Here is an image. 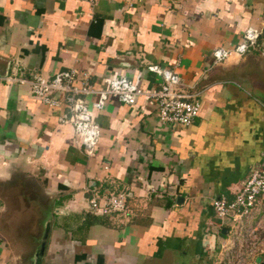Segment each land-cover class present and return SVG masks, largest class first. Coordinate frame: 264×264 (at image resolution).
Returning <instances> with one entry per match:
<instances>
[{
	"label": "crops",
	"instance_id": "crops-1",
	"mask_svg": "<svg viewBox=\"0 0 264 264\" xmlns=\"http://www.w3.org/2000/svg\"><path fill=\"white\" fill-rule=\"evenodd\" d=\"M260 32L238 56L244 33ZM229 51L217 61L213 52ZM158 65L195 92L199 115L189 125L160 121L157 103L109 97L97 110L83 96L99 130L87 154L70 123L67 94L51 108L16 79L76 69L105 88L119 76L159 87ZM264 0H0V264H31L34 249L15 228L32 234L49 220L40 264H220L229 229L211 215L213 198H232L264 148ZM119 192L123 213L95 214L88 200ZM182 198V202L178 198ZM199 218H196V217ZM264 219L257 205L247 228ZM216 227L222 236L203 232ZM227 228L226 234L221 233ZM204 229V231H202ZM189 245V247H187ZM212 253V255H211ZM205 257V258H204ZM211 260L209 261V259ZM214 258V259H213ZM263 254L243 264L261 263Z\"/></svg>",
	"mask_w": 264,
	"mask_h": 264
},
{
	"label": "built area",
	"instance_id": "built-area-1",
	"mask_svg": "<svg viewBox=\"0 0 264 264\" xmlns=\"http://www.w3.org/2000/svg\"><path fill=\"white\" fill-rule=\"evenodd\" d=\"M90 8L98 0H83ZM260 32L255 28L248 29L243 41L236 46L234 53L244 55L254 47ZM217 61L227 59L229 51L219 48L213 52ZM148 69L163 76L164 81L159 87L145 89L139 84V77L134 80L119 76L108 81L105 88L97 89L89 82L85 72L68 69L56 72L51 79L35 76L32 79H16L31 86L34 97L51 108H59L62 102L52 95L54 92L67 94V106L70 116H60L61 123H70L74 132L81 137L82 146L87 154H93L98 143L99 130L96 127L83 96L95 97L92 105L95 109L104 108L106 100L113 96L119 101L134 104L143 96L157 103V113L161 122L166 124L189 125L199 115L200 104L196 93L177 88L180 80L171 70H164L158 65H150ZM89 210L95 214L123 213L128 210L125 193L119 192L100 199L96 196L88 200ZM264 203V148L260 153L259 165L243 181L239 190L232 198L225 195L213 198L212 212L227 227L228 237L221 243L222 257L220 264H243L245 257L252 254L264 255V219L256 226L247 228L252 210ZM227 218L229 226L223 223ZM223 219V220H221ZM254 263V262H253Z\"/></svg>",
	"mask_w": 264,
	"mask_h": 264
},
{
	"label": "rangeland",
	"instance_id": "rangeland-1",
	"mask_svg": "<svg viewBox=\"0 0 264 264\" xmlns=\"http://www.w3.org/2000/svg\"><path fill=\"white\" fill-rule=\"evenodd\" d=\"M258 98L264 104V95L263 94H258ZM211 205H212V202H211ZM196 218H199V217L197 216ZM21 220H23V221L20 222V225L21 224H24V225L23 226H20V228H19V222H18V228H15V230L17 232V235L19 236V238L21 240L29 243L28 245H24L23 248H29V249L32 248V249H34L35 248V245L32 246V244H30L31 243L30 236H38V233H41L42 231H41V229H39L38 231H37V229H34V232L36 234H32V231L33 230H31L30 227H27L30 222H28V221L26 222L27 219H21ZM221 220H223V219H221ZM223 223L226 224L227 226H229V222L227 221V218L224 219ZM202 231H204V229H202ZM203 233L204 234H207L208 237L214 238V243L215 244H217V243H219L221 241L222 236H221V234L219 232V229H216V227H211L210 229H206V231H204ZM187 247H189V245H187ZM189 249H191L190 252H188ZM186 252H188L187 256H184V258H185L184 260L179 259L178 260V264H202L201 263V260H194V259H192L193 257H195V251H194V248L193 247L186 248ZM211 255H212V253H211ZM210 260H211V258L209 259V261ZM253 264H264V260L261 263H258V262L256 263L255 262Z\"/></svg>",
	"mask_w": 264,
	"mask_h": 264
},
{
	"label": "water",
	"instance_id": "water-1",
	"mask_svg": "<svg viewBox=\"0 0 264 264\" xmlns=\"http://www.w3.org/2000/svg\"><path fill=\"white\" fill-rule=\"evenodd\" d=\"M178 201L182 202V198L179 197ZM226 232H227V228H222L221 229V233L222 234H226ZM48 233H49V220L46 219L45 223H44V226H43V229H42V235H41V238H40V243H39L38 247L36 248V250L34 252L35 254L33 256V262L31 264H40L42 256L44 254L45 241H46V238L48 236Z\"/></svg>",
	"mask_w": 264,
	"mask_h": 264
},
{
	"label": "flooded vegetation",
	"instance_id": "flooded-vegetation-1",
	"mask_svg": "<svg viewBox=\"0 0 264 264\" xmlns=\"http://www.w3.org/2000/svg\"><path fill=\"white\" fill-rule=\"evenodd\" d=\"M212 217H213V219H218L215 215H214V213H213V215H211Z\"/></svg>",
	"mask_w": 264,
	"mask_h": 264
}]
</instances>
